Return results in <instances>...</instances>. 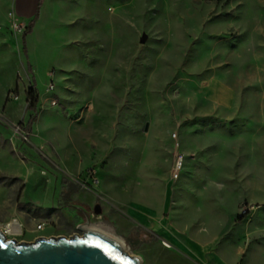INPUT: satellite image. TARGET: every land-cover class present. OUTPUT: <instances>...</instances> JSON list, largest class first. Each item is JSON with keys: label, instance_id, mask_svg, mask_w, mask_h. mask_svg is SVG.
Wrapping results in <instances>:
<instances>
[{"label": "rangeland", "instance_id": "obj_1", "mask_svg": "<svg viewBox=\"0 0 264 264\" xmlns=\"http://www.w3.org/2000/svg\"><path fill=\"white\" fill-rule=\"evenodd\" d=\"M37 3L0 0L6 238L264 264V0H41L23 39Z\"/></svg>", "mask_w": 264, "mask_h": 264}, {"label": "water", "instance_id": "obj_2", "mask_svg": "<svg viewBox=\"0 0 264 264\" xmlns=\"http://www.w3.org/2000/svg\"><path fill=\"white\" fill-rule=\"evenodd\" d=\"M145 40L143 34L141 41ZM0 264H140V260L97 230L85 229L81 236L39 237L20 243L7 239L0 231Z\"/></svg>", "mask_w": 264, "mask_h": 264}, {"label": "crops", "instance_id": "obj_3", "mask_svg": "<svg viewBox=\"0 0 264 264\" xmlns=\"http://www.w3.org/2000/svg\"><path fill=\"white\" fill-rule=\"evenodd\" d=\"M39 3V0H38ZM38 3H37V7H38ZM37 9L35 10V12L33 14H31L28 17H20L23 20H28L31 17L34 16V14L36 13ZM218 241V240H217ZM205 250H203L202 252H195L194 250L190 251V250H186V247L183 249V252L185 253V255L187 257H189V259H191L192 261H194L197 264H242L243 263V258L245 257V254H243L242 258H237L236 262L234 260L231 259L230 256H228L226 253H223L219 250H217V242L212 243L210 246H207L206 248H204ZM217 250L218 254H219V261L216 262L211 256H208L209 254L206 252H213ZM240 252L242 251V248L239 249ZM206 251V252H205Z\"/></svg>", "mask_w": 264, "mask_h": 264}, {"label": "trees", "instance_id": "obj_4", "mask_svg": "<svg viewBox=\"0 0 264 264\" xmlns=\"http://www.w3.org/2000/svg\"><path fill=\"white\" fill-rule=\"evenodd\" d=\"M41 5V0H39L38 3V7H37V11L34 14V16L31 18L30 23L28 25L25 26V29L22 32V38L24 39L26 33H28L31 30V27L33 25L34 20L37 18L38 14H39V8ZM38 103V96L36 95L34 88L30 87V89L28 90V103H27V109L30 110H35L36 106ZM35 118V117H34ZM34 118L32 117L27 125L29 131L31 130V124L32 121L34 120Z\"/></svg>", "mask_w": 264, "mask_h": 264}, {"label": "built area", "instance_id": "obj_5", "mask_svg": "<svg viewBox=\"0 0 264 264\" xmlns=\"http://www.w3.org/2000/svg\"><path fill=\"white\" fill-rule=\"evenodd\" d=\"M51 88V86L49 87ZM17 98V97H16ZM25 138V136H24ZM182 162H183V156L182 155H178L177 158L175 159L174 165H173V177H177L178 176V171L181 169L182 167ZM44 226V224H40L38 225V229H42ZM2 232L5 231V229L1 230ZM4 233V232H3ZM5 234V233H4Z\"/></svg>", "mask_w": 264, "mask_h": 264}, {"label": "bare ground", "instance_id": "obj_6", "mask_svg": "<svg viewBox=\"0 0 264 264\" xmlns=\"http://www.w3.org/2000/svg\"><path fill=\"white\" fill-rule=\"evenodd\" d=\"M11 227H12V224H8L7 226H6V229H5V231H3L5 234H8V232H10L11 231ZM109 236V235H108ZM109 237H111V236H109ZM113 240H115L113 237H111ZM116 241V240H115ZM118 242V241H117ZM119 243V242H118ZM120 244V243H119Z\"/></svg>", "mask_w": 264, "mask_h": 264}, {"label": "flooded vegetation", "instance_id": "obj_7", "mask_svg": "<svg viewBox=\"0 0 264 264\" xmlns=\"http://www.w3.org/2000/svg\"><path fill=\"white\" fill-rule=\"evenodd\" d=\"M83 212V211H82ZM84 213V212H83Z\"/></svg>", "mask_w": 264, "mask_h": 264}]
</instances>
